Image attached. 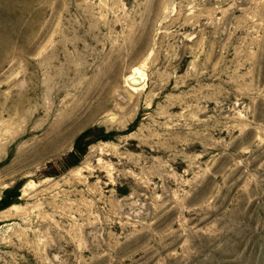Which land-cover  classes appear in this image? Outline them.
Wrapping results in <instances>:
<instances>
[{
  "label": "rangeland",
  "instance_id": "rangeland-1",
  "mask_svg": "<svg viewBox=\"0 0 264 264\" xmlns=\"http://www.w3.org/2000/svg\"><path fill=\"white\" fill-rule=\"evenodd\" d=\"M14 188L0 264H264V0H0Z\"/></svg>",
  "mask_w": 264,
  "mask_h": 264
},
{
  "label": "trees",
  "instance_id": "trees-1",
  "mask_svg": "<svg viewBox=\"0 0 264 264\" xmlns=\"http://www.w3.org/2000/svg\"><path fill=\"white\" fill-rule=\"evenodd\" d=\"M89 131L88 132H85L83 133L78 139L77 141L75 142V145H74V150L79 153V154H82L83 152V149H79V143L81 142V139H83L84 137H86L88 135ZM107 136L105 137H102L101 139L102 140H107ZM88 144H90V142L86 143V145L84 146H87ZM18 196V192H17V189L14 188V190H11V191H7L3 194V197L0 199V211H2L3 209L9 207L12 203H13V199H15L16 197Z\"/></svg>",
  "mask_w": 264,
  "mask_h": 264
},
{
  "label": "bare ground",
  "instance_id": "bare-ground-1",
  "mask_svg": "<svg viewBox=\"0 0 264 264\" xmlns=\"http://www.w3.org/2000/svg\"><path fill=\"white\" fill-rule=\"evenodd\" d=\"M133 79H134V81H137V82H138V85L141 83V80H139L138 77H134V78H132V76H129V77H128V81H133ZM135 79H136V80H135Z\"/></svg>",
  "mask_w": 264,
  "mask_h": 264
}]
</instances>
